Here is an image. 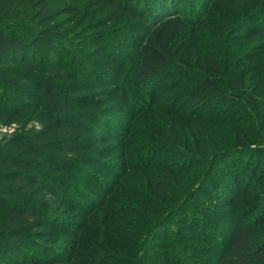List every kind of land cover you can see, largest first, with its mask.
Wrapping results in <instances>:
<instances>
[{
  "label": "trees",
  "instance_id": "1",
  "mask_svg": "<svg viewBox=\"0 0 264 264\" xmlns=\"http://www.w3.org/2000/svg\"><path fill=\"white\" fill-rule=\"evenodd\" d=\"M187 3V0H0V130L12 129L11 133L0 136V264H48L40 255L53 262L104 264L83 257L80 246L76 245L73 251L70 249L68 255L66 246L61 248L58 242H47L37 236L38 228L44 223L56 229L61 227L58 231L66 229L59 225L61 220L56 214L47 213L45 208L49 205L54 209L60 201L59 191L71 189L70 179L64 177L60 170L78 171L82 164L87 163L85 156L79 153L104 142L88 120H81V126L77 124L80 126L78 130L82 131L79 135L65 134L60 138L50 134L54 121L62 119L64 114L69 117L72 111L62 87L70 82L79 84L81 69L87 68L91 76L100 79L101 76L94 73L96 61L93 60L92 66L90 59L98 54L95 45L98 46L102 40L106 42L111 33L110 30L99 33L96 29L101 25L107 27L102 17L107 9H112L123 17H135L137 31L143 33L140 36L146 33L147 40L137 44L139 63L136 77L141 87L153 89L155 80L169 65L173 40L183 31L181 25L173 30L157 29V25H161L165 18L187 15ZM252 21L259 20L252 18L247 23ZM260 32L259 28L248 30L246 34L249 36L244 40H253ZM125 45L113 54V61L119 62L117 59L125 57L124 51L130 48L128 42ZM230 45L237 65L233 69L221 59L207 61L210 68L228 76L227 82L217 77H202L189 89L188 106L184 108L189 115L180 117L173 115L176 114L174 108L167 112L152 105L139 109L138 114L131 117L136 127L131 125L130 145L150 144L157 139L169 141L170 149L174 151L165 165L152 168L158 167L159 173L168 172L172 187L164 184L163 179L156 181L160 176L149 175L153 171L145 175L144 189L148 199L152 195L157 197L151 199H165L164 202L160 199V204H163L156 208L157 216H160L153 225L155 233L167 224L169 218L182 217L190 200L209 193L212 183L221 185L225 193L234 192L237 199L242 197L238 183L244 178L245 160L247 163L252 161L250 155L255 148L248 143V136L242 134L241 124L262 122L260 115L256 116L254 112L246 118L240 104H249L255 110L264 106H260L256 98L252 99L254 96L244 83L250 77L252 66H246L238 44L233 42ZM252 59L259 61L255 64V77L263 82L264 50L257 52ZM61 82L63 84L59 85ZM210 91L217 92L212 101L208 97ZM200 112V119H194ZM161 114L163 117L169 114L171 119L169 116L163 118V123L156 125L157 128L148 124L155 123L152 118ZM210 123L217 124L222 130L228 128L230 132L226 136L215 131H200L196 135V131L206 129ZM134 136L143 140L138 137L135 140ZM90 138L92 144L88 142ZM120 150L128 151L127 144L123 143ZM61 156L67 160H60L58 157ZM261 166L264 164H259L257 170ZM138 173L145 174V169L133 171L131 178L136 182V176H141ZM165 190L172 191V194H165ZM115 193L118 194L117 191ZM259 197L264 201V193ZM110 203L114 205L119 201L114 198ZM107 210L109 213L111 209L107 206ZM183 218L177 221L183 224L186 221ZM56 234L44 232L43 235L54 237ZM259 234L255 223H242L234 228L230 237L221 243L219 264H258L264 261V242L258 240ZM206 235L209 234L204 233L203 237ZM83 239L87 241V238ZM100 249L98 247L96 251Z\"/></svg>",
  "mask_w": 264,
  "mask_h": 264
},
{
  "label": "rangeland",
  "instance_id": "2",
  "mask_svg": "<svg viewBox=\"0 0 264 264\" xmlns=\"http://www.w3.org/2000/svg\"><path fill=\"white\" fill-rule=\"evenodd\" d=\"M187 2V15L176 19L165 18L161 25H157V29L162 30H173L177 25H181L183 31L173 40L169 65L155 80L153 89L141 87L136 77L139 63L137 44L141 40H147L146 33L140 36L143 33L137 31L139 29L135 25V17H123L121 14H115L112 9H107L106 15L102 17L107 27L101 25L96 29L99 33L106 30L111 33L106 42L102 40L98 46L95 45V52L98 54L92 55L90 59L92 66L93 60L96 61L94 73L101 76L100 79L91 76L87 68L81 69L83 73L79 84L70 82L62 87L72 111L69 117L64 114L62 119L54 121L50 134L60 138L65 134L79 135L82 133L78 130L81 120H88L96 127V131H99L98 138L104 140L102 144L98 143L96 148L79 153L85 156L87 163L78 167V171L60 170L64 177L70 179L71 189L59 191L60 201H57L54 209L45 205L47 213H55L57 219L61 220L59 225L66 229L58 231L61 227L56 229L44 223L37 230V236L42 240L58 242L61 248L66 246L65 252L68 255L70 249L73 251L77 245L81 247L83 257L104 264H219L221 243L230 237L234 228L247 222L256 224L260 230L258 240L264 242V201L259 197L260 193H264V167L261 166L257 170L259 164H264V108L255 110L249 104H240L245 111V117L249 118L253 112L256 116L259 114L262 124L254 121L241 124L242 134L248 136V143L255 148L252 150L254 153L250 155L252 161L247 163V159L245 160V167L242 169V172H245L244 178L238 183L242 197L237 199L234 192L225 193L221 185L212 183L209 193L190 200L188 206L183 209L186 212L182 217L169 218L167 224L162 225L158 232H154L155 219L160 216H157L156 208L165 199H151L157 197L155 195L148 199L144 189L145 175L153 171L149 175L160 176L156 181L163 179L164 184L172 187L169 173H159L158 167L165 165L174 151L170 149L172 145L169 141L157 139L150 144L140 142L130 145L131 125L136 127V122L131 118L133 114L136 116L139 109L154 105L156 108H164L167 112L174 108L176 114L173 115H189L184 111L188 106L189 89L202 77H217L222 82H227L228 76L210 68L207 61L213 58L221 59L228 67L233 66L234 69L237 62L230 45L233 42L240 46L238 50L240 54H244L246 66H252L250 77H247L244 83L253 94L252 99L256 98L260 106H264V81L261 82L255 77V64L259 61L252 59L257 52L264 50V0ZM251 12L255 13L251 15ZM252 18L259 21L247 23ZM246 23L248 25L245 26ZM253 28H259L261 32L253 40H244L249 36L246 31ZM125 42L130 46L124 51L125 57L117 59L119 62L113 61L111 57L126 46ZM98 65L100 67H96ZM61 84L63 83H59ZM215 93L217 92L208 93L210 101L215 98ZM248 111L249 114L246 113ZM196 115L194 119L198 120L202 113ZM168 116L171 119V115ZM168 116L158 115L152 118L155 123L152 121L148 124L157 128L156 125L161 126L163 118ZM124 125L129 126L122 127ZM200 131H215L226 136L230 129L222 130L217 124L210 123L206 129L200 128L196 131V135H199ZM6 132L11 133L12 129L0 130L1 138ZM137 137L134 136L135 140ZM88 142H91V138ZM123 143L127 144L128 148L125 153L120 150ZM136 147L137 149L131 150ZM136 150L140 151L137 153ZM58 158L67 160L62 156ZM142 169H145V174L138 173L137 175L141 176H136V182L135 178H131L132 173ZM164 193L169 195L172 191L165 190ZM114 198H117L119 203L110 205ZM107 206L111 209L109 213L108 210L105 211ZM180 218L186 220L185 223H179L177 220ZM68 231L71 233L67 234ZM44 232L57 234L47 237L43 235ZM204 233L209 234L206 235L208 238L203 237ZM83 238H87V241ZM98 247L101 249L97 252ZM36 253L41 254L39 251ZM40 256L43 262L68 264L53 262L45 255ZM258 264H264V261Z\"/></svg>",
  "mask_w": 264,
  "mask_h": 264
}]
</instances>
